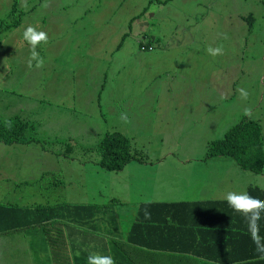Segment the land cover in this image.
<instances>
[{"label":"rangeland","instance_id":"374dc122","mask_svg":"<svg viewBox=\"0 0 264 264\" xmlns=\"http://www.w3.org/2000/svg\"><path fill=\"white\" fill-rule=\"evenodd\" d=\"M29 26L45 34L35 48L23 38ZM141 34L151 50L139 48ZM16 115L37 141L0 143V204L79 197L119 213L126 234L141 203L264 188V174L208 157L244 117L264 138V0H0V119ZM112 132L135 156L120 172L39 162L50 152L98 160ZM56 175L61 186L46 191ZM107 225L106 237L118 221ZM21 237L0 236V264H36Z\"/></svg>","mask_w":264,"mask_h":264},{"label":"trees","instance_id":"16d2710c","mask_svg":"<svg viewBox=\"0 0 264 264\" xmlns=\"http://www.w3.org/2000/svg\"><path fill=\"white\" fill-rule=\"evenodd\" d=\"M14 24H10V28ZM141 35V40L137 42L139 48L151 50V37ZM30 124L19 115L0 119V143L33 142L35 136ZM263 139L256 121L244 117L230 127L222 139L210 143L208 157L228 156L241 169L264 174ZM96 152L98 160L86 157L85 161L110 172H120L135 159L128 140L117 132L106 134ZM54 157L55 154L50 152L49 160ZM50 161L49 164H52ZM56 184L53 177L46 185V191L56 187ZM246 192L264 201V188L251 185ZM102 207L108 208L105 219L100 216L102 212L98 214V206L92 202L46 205L1 203L0 236L19 235L25 231L41 235L45 258L36 264H88V256L84 253L78 256L73 249L80 248L83 252V243L86 242V247L89 249L90 245L93 252L98 246L96 241L104 239L105 256H110L114 264H264V254L257 251L248 228L251 215L246 220L244 214L230 207L226 200L141 203L134 208L133 220L126 234L122 228L119 229V213L111 211L109 206ZM97 219L105 220L107 224L110 220H117V230L111 229L106 237L103 235L106 228H103L104 231H101L102 228L95 230L99 226ZM59 232L64 237L66 233L73 237L76 245L68 247ZM114 232L120 236L111 237ZM257 235L264 245V212L257 221Z\"/></svg>","mask_w":264,"mask_h":264},{"label":"crops","instance_id":"0c3cea01","mask_svg":"<svg viewBox=\"0 0 264 264\" xmlns=\"http://www.w3.org/2000/svg\"><path fill=\"white\" fill-rule=\"evenodd\" d=\"M77 156V158H61L60 157H57V155L55 154V157L51 159V161L49 160L50 158V154L48 155V157L42 161H39L41 163L45 162L46 164H49V161L53 164V163H57V162H60V161H68V160H72V161H75L78 165H83V164H86L87 162L85 160L86 157H84V155L82 153H78V154H75ZM214 160V159H212ZM248 172V171H247ZM251 173V172H249ZM54 179L56 180L57 182V186H61V181L60 179L57 178V175L54 176ZM65 179H71V177H66ZM253 186V185H252ZM248 187H251V185L248 183L245 188H244V192H246V189ZM59 188V187H58ZM40 195H37L36 198H40L38 199V203L37 204H41V205H46V204H49V203H56V202H67V203H76V202H81V200L79 199V197L77 198H74V199H65V198H61L58 193L56 194H53L51 192H48V193H39ZM61 199H64V200H61ZM222 200H225V199H216V198H212V199H202V200H195L192 198H189V199H186V200H179V201H171L172 203H178V202H209V201H222ZM95 204V203H94ZM104 205V204H103ZM107 211V210H105ZM100 212H104V209H101L100 211H98V214L100 215ZM107 220V219H106ZM103 221V220H102ZM105 221V220H104ZM107 223H106V226L103 227V223H99V226L97 225V228L95 230H102L103 231V228H106L107 229ZM115 230L117 229V227H114ZM55 233L58 234L57 231H55ZM21 241L22 242H25L27 241L26 243V247L27 249H30V251H34L35 252V257H33L35 260H36V263L37 261H42L43 258H45L44 256V247L41 245V242H42V238H41V235H37V233H33L32 231H25V232H21ZM122 234V233H121ZM59 235H62L60 232H59ZM120 236L118 234H113L112 237L114 236ZM125 235V234H123ZM63 236V235H62ZM64 237V236H63ZM64 239L67 241V246L68 247H72L75 244L74 242V238L73 237H69V235L66 233L65 234V237ZM86 239V238H85ZM95 242V241H94ZM106 242V240L104 239V241L102 240H99L98 242L96 241V243L98 244V246L96 247V252L94 254L98 255V256H103L102 254V250H104L105 252V247H104V243ZM86 242L83 243V252L81 251L82 249L80 248H77L76 250L73 249V251L75 252L76 255L80 256L81 253L85 256H89L92 254V248H90V245H89V249L86 247ZM88 244V243H87ZM1 247L4 246V244L0 245ZM106 246V245H105ZM23 248V249H25ZM106 254V253H105ZM72 256V255H71ZM105 256V255H104ZM71 258V257H70ZM72 259V258H71Z\"/></svg>","mask_w":264,"mask_h":264},{"label":"clouds","instance_id":"9594fccd","mask_svg":"<svg viewBox=\"0 0 264 264\" xmlns=\"http://www.w3.org/2000/svg\"><path fill=\"white\" fill-rule=\"evenodd\" d=\"M23 38L35 48L37 42L45 39V34L43 32H36L29 26L23 32ZM208 51L211 54H216L219 49L210 48ZM32 56L34 58L36 57L35 51L32 52ZM225 200L234 210L244 214L246 220H248V215H251L252 219L248 222V228L252 234L253 242L256 244L257 251L264 254V245L260 243L261 238L257 235V221L260 219L261 213L264 212V201L257 197L250 196L247 192H228L225 196ZM87 261L88 264H114L110 256L89 255Z\"/></svg>","mask_w":264,"mask_h":264}]
</instances>
